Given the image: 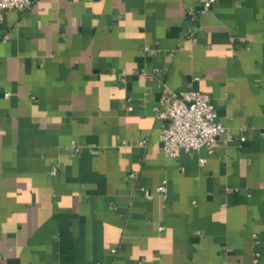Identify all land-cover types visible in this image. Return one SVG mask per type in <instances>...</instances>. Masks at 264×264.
Wrapping results in <instances>:
<instances>
[{"label":"crops","instance_id":"0c3cea01","mask_svg":"<svg viewBox=\"0 0 264 264\" xmlns=\"http://www.w3.org/2000/svg\"><path fill=\"white\" fill-rule=\"evenodd\" d=\"M205 1L0 15V264H264V0ZM188 89L223 133L167 157L153 106Z\"/></svg>","mask_w":264,"mask_h":264},{"label":"built area","instance_id":"2783aa9c","mask_svg":"<svg viewBox=\"0 0 264 264\" xmlns=\"http://www.w3.org/2000/svg\"><path fill=\"white\" fill-rule=\"evenodd\" d=\"M213 1L206 0L204 6L208 7ZM32 2L33 0H0V15L9 9L24 11ZM153 110L154 117L160 121L158 141L167 157H174L177 148H182L186 152H195L203 148L210 154L223 133L208 95L200 91L188 89L181 95L162 92ZM198 161L202 164L204 158L200 157ZM54 172V167H51L50 174ZM165 182V179H161L151 192L142 190L143 196L147 199L154 193L163 196ZM158 229L161 230L162 227ZM253 261L255 262V258Z\"/></svg>","mask_w":264,"mask_h":264}]
</instances>
